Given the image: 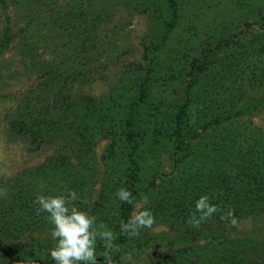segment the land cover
I'll use <instances>...</instances> for the list:
<instances>
[{"label":"rangeland","instance_id":"374dc122","mask_svg":"<svg viewBox=\"0 0 264 264\" xmlns=\"http://www.w3.org/2000/svg\"><path fill=\"white\" fill-rule=\"evenodd\" d=\"M175 5L177 18L167 0H0V211L17 189L29 185L31 201L25 204L34 208L41 189L46 193L54 186L55 196L75 190V206L95 217L94 228L114 232L121 224L114 193L127 175L121 134L131 115L137 122L154 114L164 121L188 101L192 86L194 121L210 115L205 106L214 107L213 114L221 111L227 60L223 54L215 60L217 40L247 36L244 25L257 24L261 11L263 20L264 0H175ZM194 58L201 60L196 67L209 63L199 78L189 67ZM257 61L261 64L252 61L251 71L262 80L243 94L227 96L240 105L234 130L244 152L264 148V56ZM146 80L150 87L142 100ZM152 155L156 159L145 155L140 185L150 186L154 178L157 185L137 204L155 223L139 230L143 238L135 235L113 251L98 239V264H164L175 258L176 263L219 264L218 255L210 253L220 249L204 238L186 241L176 209L168 204L171 187L163 174L169 173V162L162 165L160 151ZM30 221L20 238L0 235V263L5 264L3 248L10 247L35 264H53L51 227L38 218ZM231 238L245 264H264V215L239 223Z\"/></svg>","mask_w":264,"mask_h":264},{"label":"trees","instance_id":"16d2710c","mask_svg":"<svg viewBox=\"0 0 264 264\" xmlns=\"http://www.w3.org/2000/svg\"><path fill=\"white\" fill-rule=\"evenodd\" d=\"M167 2L170 4L172 14L177 18L175 0H167ZM258 14L257 24L254 22L244 25L248 31L247 36H244L243 39H241V33H236L217 40L214 58L217 60L216 56L223 54L227 60V64H224L222 68L225 79L221 81V88L226 87L225 101L219 104V108H221L219 113L213 114L212 110L215 108L208 105L204 109L210 112V115H201L202 123L194 121L193 117L198 111L191 104L192 86L190 91L187 90L188 101L186 100L173 112L171 111L172 114L168 118L165 116L164 121L155 116L153 113L155 109H152L154 115H149V118L144 121L137 122L135 115H131L127 126H125L127 129L121 134L120 155L122 158L127 157L125 158L127 175L120 178L121 180L125 178L121 188L132 193V203L119 200L118 209L121 224L129 220L135 211L137 202L143 195L149 193V189L155 188L154 186L157 185L156 178L150 182L152 187H142L140 181L145 155L151 156L154 160L156 158L152 154L155 151H160L165 157L162 165H164V161L169 162V165L165 167L169 173L163 174L171 187L166 191L169 208L176 209L174 216H176V221L184 226L183 235L189 238L186 241H191L190 244H193L194 240V244H196L204 238L208 245L214 249H220V252L213 250L210 253L213 257L218 255L216 260L219 264H245L244 253H236L234 249L236 242L231 238L236 227L229 226L228 221H222L220 216L229 210H234V216L239 224L252 215H264V148L255 150L253 146L254 150L244 152L243 144L241 146V137L234 130L236 128L234 121L241 114L240 105L237 102L230 103L227 99V96L239 94L241 91L243 94L246 88L254 86L258 82L257 80H262V77L255 78L251 69L252 61L256 65L261 64L257 59L264 56V17L261 22L263 13L261 11ZM253 25H256L257 31H253ZM200 61L194 58L189 66L193 71H197L195 74L198 75V78L199 75L209 70V63L196 67L195 63ZM261 74L264 75V71ZM251 76L254 79L250 81ZM147 80L142 85V100L148 95L150 85ZM228 90L230 91L227 95ZM161 114L158 112L156 115ZM39 125H42V122ZM38 129L39 132L42 131L40 128ZM197 137L201 138L202 144L197 142ZM154 146L155 150H153ZM248 155L252 156V161L248 160ZM53 188L54 186H50L46 193L42 188V195L55 196L52 192ZM29 194V185L10 194L9 200L0 211V235L15 236V238L24 236L22 228H28L32 217L38 218L43 225L52 227L47 221V213L38 215L35 210L37 207L33 208L25 204L29 199L31 201ZM203 195H207L209 203L219 206L221 211L201 223L200 226L206 227L207 231H195L198 228L192 227L187 221L195 210V201ZM172 201L174 202L172 203ZM23 210H27L28 213L21 215L19 212ZM32 224H34L33 221ZM121 224L114 228L113 234L116 235V239L113 244L115 246L127 245L134 237L131 234H122ZM229 229L231 232L228 231ZM137 236L143 238L145 235H140L138 232ZM143 245L142 243L141 246ZM189 247L193 250V247ZM2 257L5 264L6 261L10 264H22V260L25 262L32 260L25 252L10 247L3 248ZM174 260L175 262L166 261L164 264H190L188 262L176 263L177 258Z\"/></svg>","mask_w":264,"mask_h":264},{"label":"clouds","instance_id":"9594fccd","mask_svg":"<svg viewBox=\"0 0 264 264\" xmlns=\"http://www.w3.org/2000/svg\"><path fill=\"white\" fill-rule=\"evenodd\" d=\"M114 195L122 202L132 203V193L125 188H119ZM78 199L75 190H70L66 196L37 195L34 200L38 205L37 214L47 213V221L52 225L49 230L50 237L56 243L49 250V258L53 264H98L96 255L98 239L103 242V247L116 250L117 246L113 244L116 237L113 232L96 230L95 217L75 206ZM220 211L219 206L210 204L209 197L203 195L195 201V210L190 214L187 223L199 228L202 222ZM220 219L227 220L231 227L238 226L234 210L221 215ZM154 223L153 214L143 209L141 204H137L129 220L126 223L122 222L121 233L135 236L142 228L151 229ZM28 264H35V261L29 260Z\"/></svg>","mask_w":264,"mask_h":264}]
</instances>
